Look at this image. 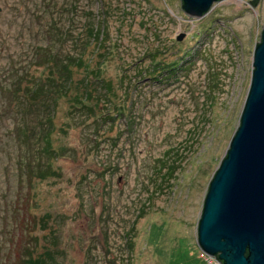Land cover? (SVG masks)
<instances>
[{"label": "rangeland", "instance_id": "obj_1", "mask_svg": "<svg viewBox=\"0 0 264 264\" xmlns=\"http://www.w3.org/2000/svg\"><path fill=\"white\" fill-rule=\"evenodd\" d=\"M249 1L193 18L181 0H0V264L43 246L56 264H218L197 227L251 84L264 0ZM66 61L50 125L22 89Z\"/></svg>", "mask_w": 264, "mask_h": 264}, {"label": "water", "instance_id": "obj_2", "mask_svg": "<svg viewBox=\"0 0 264 264\" xmlns=\"http://www.w3.org/2000/svg\"><path fill=\"white\" fill-rule=\"evenodd\" d=\"M219 1L181 3L187 15L201 18ZM197 243L219 264H264V27L239 126L208 185Z\"/></svg>", "mask_w": 264, "mask_h": 264}, {"label": "trees", "instance_id": "obj_3", "mask_svg": "<svg viewBox=\"0 0 264 264\" xmlns=\"http://www.w3.org/2000/svg\"><path fill=\"white\" fill-rule=\"evenodd\" d=\"M182 4V3H181ZM100 38L98 37V40ZM261 41V38H260ZM259 41V43H260ZM258 43V44H259ZM257 44V45H258ZM256 45V46H257ZM54 70L57 71L58 75H55L51 81L58 83L54 84L53 82L51 85L47 88L46 86H43L41 84L40 80L37 78H31L30 83L28 85L30 86H24L25 89H22V95L21 97L26 102V105H29V107L32 108V106L39 107L42 106V113L47 114V108L52 109V115H44V121H47L48 124L51 125V118L53 116V111L55 112L54 108L57 105V103L62 100L63 98H70L72 94L70 92L74 89V84L71 78L72 75V67L73 66H81L82 60L80 58H77L74 64L71 67V61L61 62L59 65L57 62L55 63ZM81 84H76V86H81V88L85 89L82 92L76 94L73 96L71 105L75 110H82L86 109V81L84 79H80L79 81ZM52 106V107H51ZM36 112H39L38 109H36ZM50 129L44 130L42 129L41 133L38 134V137L43 142L42 150L46 154H53L57 155L54 150L51 149V140H50ZM37 135V134H36ZM61 153V150H60ZM60 155V154H59ZM51 166V165H50ZM50 166L47 168L49 174L48 176L55 175V172H51ZM44 171L46 170H38L37 173L39 178H43ZM53 173V174H52ZM48 216H44L41 218L42 221V228L45 222L43 221L44 218ZM141 217V216H140ZM43 240H47V237H43ZM33 241L35 242V245H38V237H34ZM44 251L42 253H39L38 256L35 258L33 255H28L26 258H23L18 264H56L57 263V255L53 252V248L48 246H43ZM132 257V254L130 258ZM133 259V258H132ZM215 261L216 259L213 258ZM131 261V260H129ZM128 261V262H129ZM219 264V263H218Z\"/></svg>", "mask_w": 264, "mask_h": 264}, {"label": "built area", "instance_id": "obj_4", "mask_svg": "<svg viewBox=\"0 0 264 264\" xmlns=\"http://www.w3.org/2000/svg\"><path fill=\"white\" fill-rule=\"evenodd\" d=\"M201 255H203L205 258H208L209 260H212L213 258L209 257L208 255H206L205 253H201Z\"/></svg>", "mask_w": 264, "mask_h": 264}]
</instances>
